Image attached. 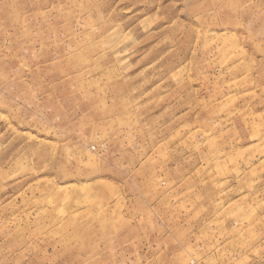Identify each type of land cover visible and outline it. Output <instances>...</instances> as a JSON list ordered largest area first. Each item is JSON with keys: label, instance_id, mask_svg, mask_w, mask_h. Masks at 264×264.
<instances>
[{"label": "rangeland", "instance_id": "obj_1", "mask_svg": "<svg viewBox=\"0 0 264 264\" xmlns=\"http://www.w3.org/2000/svg\"><path fill=\"white\" fill-rule=\"evenodd\" d=\"M0 264H264V0H0Z\"/></svg>", "mask_w": 264, "mask_h": 264}]
</instances>
